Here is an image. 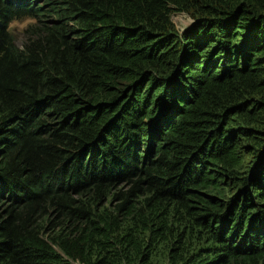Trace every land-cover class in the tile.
<instances>
[{
	"label": "trees",
	"instance_id": "trees-1",
	"mask_svg": "<svg viewBox=\"0 0 264 264\" xmlns=\"http://www.w3.org/2000/svg\"><path fill=\"white\" fill-rule=\"evenodd\" d=\"M0 264H264V0H0Z\"/></svg>",
	"mask_w": 264,
	"mask_h": 264
},
{
	"label": "rangeland",
	"instance_id": "rangeland-1",
	"mask_svg": "<svg viewBox=\"0 0 264 264\" xmlns=\"http://www.w3.org/2000/svg\"><path fill=\"white\" fill-rule=\"evenodd\" d=\"M172 19L176 24L177 28L181 31L188 29L193 24L192 19L187 14L180 12L173 13ZM37 22V19H34L30 16L12 21L9 29L11 31V34L15 36L18 45H22L24 43L27 36V29L31 28V26L36 24ZM123 187L126 188L127 184L125 183Z\"/></svg>",
	"mask_w": 264,
	"mask_h": 264
},
{
	"label": "clouds",
	"instance_id": "clouds-1",
	"mask_svg": "<svg viewBox=\"0 0 264 264\" xmlns=\"http://www.w3.org/2000/svg\"><path fill=\"white\" fill-rule=\"evenodd\" d=\"M193 21V20H192ZM193 23H194V21H193Z\"/></svg>",
	"mask_w": 264,
	"mask_h": 264
}]
</instances>
